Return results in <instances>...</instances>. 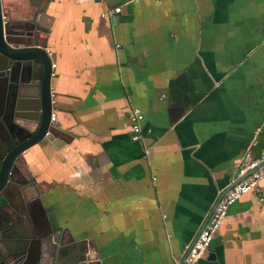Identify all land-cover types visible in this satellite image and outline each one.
Instances as JSON below:
<instances>
[{"label":"crops","instance_id":"obj_1","mask_svg":"<svg viewBox=\"0 0 264 264\" xmlns=\"http://www.w3.org/2000/svg\"><path fill=\"white\" fill-rule=\"evenodd\" d=\"M13 1L39 15L63 138L23 152L1 241H20L41 205L65 264H179L243 155H264V0ZM216 236L195 264H264V180Z\"/></svg>","mask_w":264,"mask_h":264},{"label":"water","instance_id":"obj_2","mask_svg":"<svg viewBox=\"0 0 264 264\" xmlns=\"http://www.w3.org/2000/svg\"><path fill=\"white\" fill-rule=\"evenodd\" d=\"M24 3L26 10L34 7L32 0L31 2L25 0ZM15 8L13 0H0V148L3 149L0 154V193L7 185L11 186L19 182L13 173L22 167V155L28 147L40 142L48 134L63 138L62 132L51 120L52 60L46 51L45 42L38 41L36 37L37 29H39V26L36 27L39 15L31 18L27 11L23 16L20 14L22 12H16ZM238 180L231 182L218 194L208 216L195 238L188 244L180 262L220 198ZM0 198H4V195L0 194ZM4 205L0 203V209ZM40 207V217L33 219L27 227L32 234L30 237L23 236L20 241H1L0 239L2 242L0 264L66 263L59 259L57 250V243L60 238L62 241L63 237L60 232L54 231L44 208L41 205ZM4 223H7L6 220H0V230L5 227ZM0 234L3 233L0 231ZM219 238L215 235L208 249H211ZM33 245L36 249L39 248V256L31 259ZM208 256L213 258L214 254L209 252ZM68 264H99V262L87 263L85 259H75Z\"/></svg>","mask_w":264,"mask_h":264},{"label":"built area","instance_id":"obj_3","mask_svg":"<svg viewBox=\"0 0 264 264\" xmlns=\"http://www.w3.org/2000/svg\"><path fill=\"white\" fill-rule=\"evenodd\" d=\"M120 11V5L115 6L112 9V12L114 13ZM51 66V75H54L55 72L53 69L55 64L52 63ZM55 117V114L52 112L51 120L54 121ZM142 119L143 115L140 110L134 108L129 115L132 140H139L143 137L141 126ZM263 158L264 155L259 159H252L248 152L243 155L236 165V177L239 180L220 198L213 212L199 231L195 241L189 247L179 264H195L201 255L208 250V245L211 239L214 238L219 226L228 215L229 207L246 192L258 188L259 183L264 180V162L261 163Z\"/></svg>","mask_w":264,"mask_h":264},{"label":"flooded vegetation","instance_id":"obj_4","mask_svg":"<svg viewBox=\"0 0 264 264\" xmlns=\"http://www.w3.org/2000/svg\"><path fill=\"white\" fill-rule=\"evenodd\" d=\"M0 147H1V146H0ZM2 150H3V149L0 148V154L2 153ZM13 174H14V176L16 177V175L18 174V171H16V172L13 173ZM16 178H17V177H16ZM18 179H19V178H18ZM4 189H5V187L1 190V192H3ZM3 195H4V194H3ZM26 231H27L28 233L26 232V234H24V236H27V235H28V236L30 237V236L32 235V234H30L31 232L28 231L27 229H26ZM33 246H34V245H33ZM33 246H32V247H33ZM34 250H35V249L33 248V249H32V252H31V259L34 258V257H33V252H34Z\"/></svg>","mask_w":264,"mask_h":264}]
</instances>
